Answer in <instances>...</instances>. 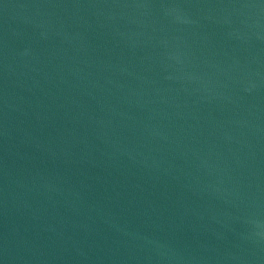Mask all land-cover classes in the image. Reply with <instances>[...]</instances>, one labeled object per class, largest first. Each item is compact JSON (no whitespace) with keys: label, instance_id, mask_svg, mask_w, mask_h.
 <instances>
[{"label":"water","instance_id":"95a60500","mask_svg":"<svg viewBox=\"0 0 264 264\" xmlns=\"http://www.w3.org/2000/svg\"><path fill=\"white\" fill-rule=\"evenodd\" d=\"M176 264H264V0H76Z\"/></svg>","mask_w":264,"mask_h":264}]
</instances>
